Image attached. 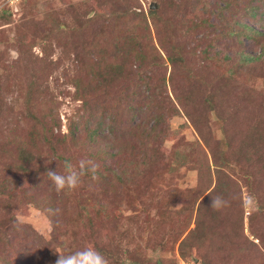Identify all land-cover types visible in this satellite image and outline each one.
<instances>
[{
  "label": "rangeland",
  "instance_id": "374dc122",
  "mask_svg": "<svg viewBox=\"0 0 264 264\" xmlns=\"http://www.w3.org/2000/svg\"><path fill=\"white\" fill-rule=\"evenodd\" d=\"M214 2L29 0L24 13L0 18V232L24 237L14 253L0 242V264H55L58 253L85 247L109 264H264V62L238 69L221 59L240 42L247 55L260 51L245 36L264 28V0L249 3L256 19L245 14L247 0H229L225 18ZM35 4L43 9L31 14ZM226 22L243 28L242 41ZM145 23L156 49L140 61L127 44ZM170 39L192 78L168 59L161 43ZM109 68L111 82L93 91ZM220 155L231 165L216 166ZM82 157L109 175L100 201L81 196L99 187L91 173L88 186L51 187L47 170L63 173L65 160ZM64 192V204L43 203ZM208 193L229 206L213 210ZM44 209L70 229L52 237Z\"/></svg>",
  "mask_w": 264,
  "mask_h": 264
},
{
  "label": "trees",
  "instance_id": "16d2710c",
  "mask_svg": "<svg viewBox=\"0 0 264 264\" xmlns=\"http://www.w3.org/2000/svg\"><path fill=\"white\" fill-rule=\"evenodd\" d=\"M228 1L229 0H215V2H214L213 8L215 9V11L219 12V15L222 18L224 17L223 11L225 9L227 10V8L229 7V6H227ZM257 1L263 2V0H247V5L244 7L245 14H247L248 17L249 16L252 17V19H256V17H257V14H256L257 6H256V4L249 5V3H253V2H257ZM28 2H29V0H14L12 3H9L8 0H2L0 2V18H3V19H7L8 17L12 18L13 16H16L17 13H19V11L24 13L21 10V7L23 6V4L26 5ZM26 6H28V5H26ZM27 9H28V11H30L31 14H33L34 12L41 11L43 8H39L35 4V6H30ZM157 14L158 13H157L156 9H150L149 10L150 16L154 17ZM48 17L52 21L54 19H57V17L53 16L52 14H48ZM260 18H261V15L259 14L258 19H260ZM238 21H240V20L236 19L235 23ZM64 25H62V24L60 25V23H57L56 28L62 29L65 27ZM226 26L228 28H226ZM226 26H225L226 33L229 37L234 36L239 41H242L241 40V37H242L241 34H242L243 28H240V27L236 28L237 27L236 25H232V23L228 24L227 22H226ZM260 27H261L260 30L254 28V27H249L250 33H249V35L245 36L247 39L250 40L251 43H254L260 47V49H259L260 51L258 53H255L252 55H247V51H246L247 49H246L245 43L240 42L237 44L238 45V48H237L238 51H235V53H232L230 55H228L226 53L227 55L224 54L221 59L228 60L232 64L231 66H234L238 69H241V67H246V66L256 68L260 62L263 63L264 62V28L261 25H260ZM57 29H53L52 32L57 31ZM139 30L141 31V32L139 31V39L140 40L135 41V40L131 39L130 42H128L127 46L128 47L129 46L135 47V49L137 48V56L140 58V61H141V60H144V58H146V54H150L152 56V54H154L152 51H153V48H155V47H154V45H150L146 40L148 37V33H149L147 23L139 25ZM161 46L164 48L165 51H168L169 54L167 55V57L170 60V62H172L173 64L178 63L180 65H183L186 69V70H184L185 77L192 78L193 75L191 73V69L189 67H187V64H186L185 59L183 57L181 48L171 39L169 40V42L167 44L161 43ZM220 50L223 51L224 49H220ZM215 53H217V52H215ZM84 60L91 62L94 59L89 56V57H87V59H84ZM185 64H186V66H185ZM122 66H124V67H122ZM125 67H126V65L120 64L116 68V72H119L120 70L123 71V69ZM104 72L105 73H103V76L101 78H99L98 80L96 79V81H95V79L92 80L91 84H93V83L95 84L94 88L92 89L93 91H97L98 89H102L104 84L107 86L111 82L112 76H115L114 75L115 74L114 68H109ZM146 97H148V96H146ZM149 100L152 101V98H149ZM205 101H206V99H205ZM207 103L209 105L211 103V100L208 99ZM86 106H87V103H86ZM95 130L97 131V128H95L94 131ZM78 132H79V130H78ZM148 134H150L149 128L147 129L146 133L144 132L143 137L148 138ZM78 136H79V134H77V137ZM145 141L146 140H144L143 145H144ZM258 145H259V142H253V144H252V146L254 147L253 151H254V153L257 154L258 158H261V154L259 153ZM248 150L251 151L252 148L248 149ZM248 150H246L245 152H242V151H238V152L240 154H243L242 156H247V154H249ZM103 151L106 153L105 150H103ZM108 155H110V157H119V155H116L113 153H108ZM82 158H84V157H82ZM82 158H80V159H82ZM80 159H78L77 161H79ZM224 162L226 163V166L231 165L229 158L223 157L221 155H220V163H217V162H214V163L216 166L221 167ZM32 167H33V170H35V172H36L40 168V163L36 162L35 164L32 165ZM105 169L108 172L110 171L107 168H105ZM217 173L224 175L225 172L221 168H218V169H216V174ZM107 176H109V175L104 174V173L97 175L98 178L95 179V184L99 185L97 191H95L94 194L89 195V192H88V193H85L84 195H81V196H84V198L92 200V201H93L92 198H95L96 200L100 201V199L103 197V194L106 192V189L103 188V185L107 183V180H106V179H108ZM82 182L87 185V182L85 180H82ZM212 191H215V190H212ZM47 196L49 197V199H44L43 203H47L48 201H52L55 203L59 202V203L64 204L63 201H65V197L67 196V193L64 192V193L56 195V196L54 194L47 193ZM202 203L204 204L203 201H202ZM51 205H52V203L48 202L46 207H49ZM202 207H203V205L201 206L200 210L202 209ZM44 210L46 211L47 216L49 217L50 223L53 225L52 226L53 230H51L52 231L51 232L52 237L53 236L57 237V234L59 233V231H61L63 229L64 225L66 226L65 229L67 231L70 229V227H71L70 224L66 223L65 220H64V222H62L63 224L60 223V220H59L60 218L58 217L57 213H55V214L51 213L52 211H50L49 209H44ZM56 230H57V234L55 232ZM4 231L5 230H2L0 232V242L4 246H8L10 248V250H9L10 253H14V251L17 249L15 246L16 243L21 242L24 239V237L22 234H19L17 231H14V234H10V233L6 234V232L3 234ZM9 234H10V236H9Z\"/></svg>",
  "mask_w": 264,
  "mask_h": 264
},
{
  "label": "clouds",
  "instance_id": "9594fccd",
  "mask_svg": "<svg viewBox=\"0 0 264 264\" xmlns=\"http://www.w3.org/2000/svg\"><path fill=\"white\" fill-rule=\"evenodd\" d=\"M63 167V173L51 169L47 170V177L51 182V187L57 193L65 189H76L80 186L82 178L89 173H91L93 180L98 178L96 173L99 165L91 159L82 158L75 165L71 161L65 160ZM208 196L211 198L210 207L215 211L229 206V201L222 196H213L211 193H208ZM254 205L255 197L252 194H247L242 200V206L251 212L254 210ZM55 264H109V262L94 247H85L67 254L58 253Z\"/></svg>",
  "mask_w": 264,
  "mask_h": 264
},
{
  "label": "built area",
  "instance_id": "2783aa9c",
  "mask_svg": "<svg viewBox=\"0 0 264 264\" xmlns=\"http://www.w3.org/2000/svg\"><path fill=\"white\" fill-rule=\"evenodd\" d=\"M8 1H9V0H8ZM13 1H14V0H12V2H13ZM12 2L9 1V3H12Z\"/></svg>",
  "mask_w": 264,
  "mask_h": 264
},
{
  "label": "water",
  "instance_id": "95a60500",
  "mask_svg": "<svg viewBox=\"0 0 264 264\" xmlns=\"http://www.w3.org/2000/svg\"><path fill=\"white\" fill-rule=\"evenodd\" d=\"M156 6L154 5L153 8H155Z\"/></svg>",
  "mask_w": 264,
  "mask_h": 264
}]
</instances>
